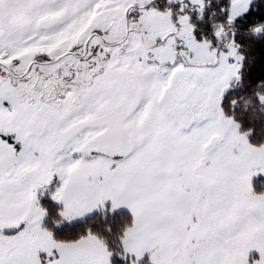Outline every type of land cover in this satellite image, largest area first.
<instances>
[{"label":"snow or ice","instance_id":"1","mask_svg":"<svg viewBox=\"0 0 264 264\" xmlns=\"http://www.w3.org/2000/svg\"><path fill=\"white\" fill-rule=\"evenodd\" d=\"M0 264H264V0H0Z\"/></svg>","mask_w":264,"mask_h":264}]
</instances>
